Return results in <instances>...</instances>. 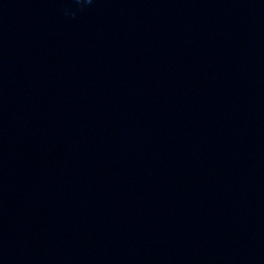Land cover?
Segmentation results:
<instances>
[{"label": "water", "instance_id": "obj_1", "mask_svg": "<svg viewBox=\"0 0 264 264\" xmlns=\"http://www.w3.org/2000/svg\"><path fill=\"white\" fill-rule=\"evenodd\" d=\"M0 264H264V0H0Z\"/></svg>", "mask_w": 264, "mask_h": 264}]
</instances>
